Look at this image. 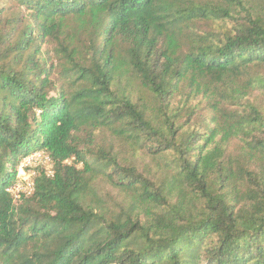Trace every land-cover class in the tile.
Listing matches in <instances>:
<instances>
[{
    "label": "trees",
    "instance_id": "16d2710c",
    "mask_svg": "<svg viewBox=\"0 0 264 264\" xmlns=\"http://www.w3.org/2000/svg\"><path fill=\"white\" fill-rule=\"evenodd\" d=\"M0 264H264V0H0Z\"/></svg>",
    "mask_w": 264,
    "mask_h": 264
},
{
    "label": "built area",
    "instance_id": "2783aa9c",
    "mask_svg": "<svg viewBox=\"0 0 264 264\" xmlns=\"http://www.w3.org/2000/svg\"><path fill=\"white\" fill-rule=\"evenodd\" d=\"M39 167L45 168L50 174H52V164L50 157L39 151L33 152L28 155L21 163L19 170L18 182L7 189L15 200L20 199L23 195L30 196L34 191V177L36 176V170ZM22 173V175H21ZM25 177V179H22Z\"/></svg>",
    "mask_w": 264,
    "mask_h": 264
},
{
    "label": "rangeland",
    "instance_id": "374dc122",
    "mask_svg": "<svg viewBox=\"0 0 264 264\" xmlns=\"http://www.w3.org/2000/svg\"><path fill=\"white\" fill-rule=\"evenodd\" d=\"M21 175H22V173H21ZM22 179H25V177L23 178V176H22Z\"/></svg>",
    "mask_w": 264,
    "mask_h": 264
}]
</instances>
